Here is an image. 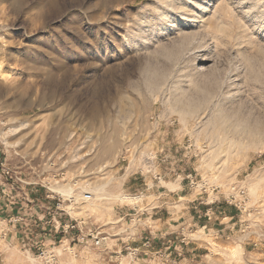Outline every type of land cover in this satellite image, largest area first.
<instances>
[{
  "label": "rangeland",
  "instance_id": "374dc122",
  "mask_svg": "<svg viewBox=\"0 0 264 264\" xmlns=\"http://www.w3.org/2000/svg\"><path fill=\"white\" fill-rule=\"evenodd\" d=\"M16 195L57 219L0 213V264H264V0H0Z\"/></svg>",
  "mask_w": 264,
  "mask_h": 264
},
{
  "label": "crops",
  "instance_id": "0c3cea01",
  "mask_svg": "<svg viewBox=\"0 0 264 264\" xmlns=\"http://www.w3.org/2000/svg\"><path fill=\"white\" fill-rule=\"evenodd\" d=\"M183 188L184 187L181 186V188L177 191L178 194L171 195L172 193H169V196L172 197V199H175V197L178 198V199H180L179 194H182ZM170 192H172V191H170ZM5 194L8 195L7 191H5ZM7 195H5V196H7ZM8 196H11V195H8ZM18 196L19 195H16L15 196L18 199L16 201H14V202H10L12 204H10L9 206H8L7 202L5 203V201H4V204H6V206L0 204V213L3 215V217H7L5 220H7V221L10 222V221H12L14 219V215L16 216V215L20 214V215H24L25 217L27 215V216H29V218L26 217L27 219L25 218V222H28V223H25L24 225L25 226H32V229H36V228H38V226H41V225L44 227V229H46L47 228L46 227L47 225L50 226L53 223V217L56 218L55 217V214H53V212L52 213H46V215H43L42 216L40 213H38L37 208H35L34 209V212L35 213L33 215L31 214V216H30V214L27 212V210H25L26 208H24L25 207L24 206V203L21 202L22 197L20 198ZM27 197H29V196H27ZM6 200H9V199H6ZM169 212L171 213L172 211L170 210ZM169 212H167V213L169 214ZM229 216L231 218H233L232 214L229 215ZM30 217L31 218L33 217L34 219H36L35 223H38V226L37 227H34V225L32 224V222L34 221V219H31ZM46 219H47V221H46ZM17 221H19V219ZM159 221L161 223L160 224V228H162L161 234L160 235L155 234V232H158L159 231L157 229L151 230V232L154 233V236H155L153 238H156L157 236H160V239L159 240H157V239L155 240V239L152 238V245L154 246L153 249H157V245H159L160 242H161V240H162L161 238L164 239L162 241V245L164 246L165 244H167V241L170 239V237L171 238H173V237L175 238L180 233L179 232V225L178 226H175V225L171 224L170 218L168 216L166 218H164L163 221L162 220H159ZM163 223H164V227H161V226H163ZM181 225H182V223H181ZM18 226L23 227V224H18ZM28 231H30V233H32V230L27 229V228L23 231V233L24 234L25 233L28 234L27 233ZM175 233H177V234H175ZM28 235H30V234H28ZM23 239H24V237H23ZM149 240H151V239H149ZM141 245L144 246V245H146V243L143 244V242H140V246ZM147 245H150V244L148 243ZM141 249H142V246H141ZM144 251H147V250L144 249Z\"/></svg>",
  "mask_w": 264,
  "mask_h": 264
},
{
  "label": "bare ground",
  "instance_id": "6f19581e",
  "mask_svg": "<svg viewBox=\"0 0 264 264\" xmlns=\"http://www.w3.org/2000/svg\"><path fill=\"white\" fill-rule=\"evenodd\" d=\"M196 63V62H195ZM191 99V98H190ZM193 100V99H192ZM195 101V100H194ZM189 102H191L189 100ZM196 102V101H195ZM201 104V102L199 103ZM199 104L197 105V103H189V104H186V106H184V108L182 107V111L181 113L184 115V116H190V115H193L195 114L196 112H198L200 110V107H199ZM221 107V106H220ZM222 114V113H220ZM222 117V116H221ZM223 119V118H222ZM224 120H225V117H224ZM223 122L224 123H221L222 124V127H225L226 125H228V120L229 119H226L227 120V123L226 120ZM231 120V119H230ZM237 129L239 130V134L240 136L244 137L246 135V137H255V135L257 134V131L253 130L250 128V130H248V126H247V123L245 122H240L238 125H237ZM248 135V136H247ZM124 199H127V198H124ZM129 201H133L134 199L132 198H128Z\"/></svg>",
  "mask_w": 264,
  "mask_h": 264
},
{
  "label": "built area",
  "instance_id": "2783aa9c",
  "mask_svg": "<svg viewBox=\"0 0 264 264\" xmlns=\"http://www.w3.org/2000/svg\"><path fill=\"white\" fill-rule=\"evenodd\" d=\"M92 236V235H91ZM92 238V240L94 241V245L96 246V247H100L101 246V244H102V242H103V240L104 239H102V238H100L98 235L97 236H92L91 237ZM85 241V239H82V243ZM47 254V251H42L41 252V257H44L45 255Z\"/></svg>",
  "mask_w": 264,
  "mask_h": 264
}]
</instances>
